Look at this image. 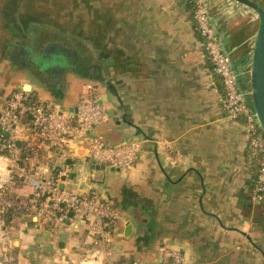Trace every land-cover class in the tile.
Instances as JSON below:
<instances>
[{
  "label": "crops",
  "instance_id": "1",
  "mask_svg": "<svg viewBox=\"0 0 264 264\" xmlns=\"http://www.w3.org/2000/svg\"><path fill=\"white\" fill-rule=\"evenodd\" d=\"M204 1L218 6L223 44L248 84L258 28L253 11L235 0ZM51 43L77 50L86 70L66 72L59 64L41 71L31 49ZM93 74L113 88H103L108 118L93 133L112 144L140 141L133 166L99 164L96 180L84 144H40L28 115L18 143L29 164L52 172L67 165L81 189H97L122 211L115 263L162 264L164 251L176 249L185 264H264V210L250 198L256 159L244 124L226 115L222 80L186 1L0 0V105L26 90L73 111ZM31 194L22 182L10 187L13 199ZM90 239L88 224L70 213L61 222L15 208L0 214V264H79Z\"/></svg>",
  "mask_w": 264,
  "mask_h": 264
},
{
  "label": "built area",
  "instance_id": "2",
  "mask_svg": "<svg viewBox=\"0 0 264 264\" xmlns=\"http://www.w3.org/2000/svg\"><path fill=\"white\" fill-rule=\"evenodd\" d=\"M193 16L205 56L212 64L214 74L222 80L226 115L230 120L244 124L247 147L257 163L250 198L264 210V130L238 85L231 57L222 47L204 0H198ZM103 88L101 82L86 79L73 111H60L33 98L26 90L13 92L0 105V214L15 208L19 212L40 214L43 219L61 222L71 212L73 218L88 224L91 238L79 264H116L113 260L114 230L123 221L122 211L97 189H81L70 177L71 170L67 165L52 172L44 165L29 164V157L22 156L17 143L24 134L21 118L28 115L30 131L40 144L53 148L76 139L84 144L88 162L130 168L142 150L140 141L112 144L93 133V129L108 118L104 104L100 103ZM168 147L170 153L175 152ZM63 176L66 177L64 181ZM16 181L32 188L31 197L11 198L10 187ZM63 182L65 187L61 189ZM162 264H185V256L179 250L166 249Z\"/></svg>",
  "mask_w": 264,
  "mask_h": 264
},
{
  "label": "water",
  "instance_id": "3",
  "mask_svg": "<svg viewBox=\"0 0 264 264\" xmlns=\"http://www.w3.org/2000/svg\"><path fill=\"white\" fill-rule=\"evenodd\" d=\"M235 1L252 10L254 13V19L258 21L255 47L250 68V80L248 84L244 82L240 73L234 68L231 52L228 51L223 44L224 36L222 35L220 26L222 16L218 14V6L215 4V1L212 3L215 5V7H210L207 2L205 3L208 6L209 15L218 32L222 47L227 53H229L231 57L233 68L237 74L238 85L242 93L244 94L250 108L256 114L261 127L264 130V2H259L257 0ZM213 8H215L216 12L213 11ZM82 58L83 56L77 50L63 47V45L59 43H51L50 45L44 47L40 52H36L35 48L31 49V60L39 66L41 71L51 69L55 72V66L62 64L64 65V69H66V72H81L86 70L84 65L82 64ZM92 79L101 82V84L103 86H106L108 90H113L110 82L107 80V78H104V76H95L93 74ZM100 103L103 104V98L100 100ZM5 135L8 136L9 134L6 132ZM18 146H21V142L18 143ZM94 168L96 169L94 178L96 180H101L99 178L101 174L99 173H102V171L104 170V166L97 164L94 166ZM70 177H73V173L70 174ZM62 180H66V177L63 176ZM64 187L65 184L63 182L61 184V189H64ZM70 215H72L71 212Z\"/></svg>",
  "mask_w": 264,
  "mask_h": 264
},
{
  "label": "trees",
  "instance_id": "4",
  "mask_svg": "<svg viewBox=\"0 0 264 264\" xmlns=\"http://www.w3.org/2000/svg\"><path fill=\"white\" fill-rule=\"evenodd\" d=\"M186 1V9L190 12V14H191V17L194 15V10H195V7H196V4H197V2H198V0H185ZM33 98H35V97H33ZM36 99V98H35ZM19 212V211H18ZM9 215L10 214V212H5L4 214H3V216L4 215Z\"/></svg>",
  "mask_w": 264,
  "mask_h": 264
}]
</instances>
